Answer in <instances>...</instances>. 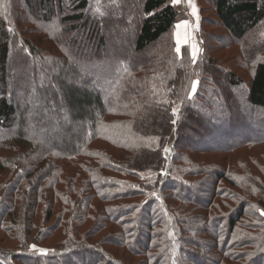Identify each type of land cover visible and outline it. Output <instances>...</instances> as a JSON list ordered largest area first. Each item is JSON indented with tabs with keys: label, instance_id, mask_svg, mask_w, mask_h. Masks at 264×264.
Instances as JSON below:
<instances>
[{
	"label": "trees",
	"instance_id": "trees-1",
	"mask_svg": "<svg viewBox=\"0 0 264 264\" xmlns=\"http://www.w3.org/2000/svg\"><path fill=\"white\" fill-rule=\"evenodd\" d=\"M50 1L30 10L44 44L19 42L41 72L33 93L26 61L18 80L8 77L13 42L0 20V181L8 157L19 167L0 197V264H264V181L211 159L264 158L254 151L264 149V60L253 58L264 50V0H198L196 59L189 44L176 50L183 15L172 0H137L133 37L111 42L89 19L113 2L126 14L132 0H55L60 15ZM252 32L259 47L244 43ZM210 41L239 51L217 68ZM34 241L45 253L28 252Z\"/></svg>",
	"mask_w": 264,
	"mask_h": 264
},
{
	"label": "rangeland",
	"instance_id": "rangeland-1",
	"mask_svg": "<svg viewBox=\"0 0 264 264\" xmlns=\"http://www.w3.org/2000/svg\"><path fill=\"white\" fill-rule=\"evenodd\" d=\"M50 0H47V2L49 3ZM55 0H51V6L53 7V11L55 15H60V13L58 12L57 7H55ZM19 2L21 3V0H0V8H3L4 11H6L4 13V18L5 19H0L1 23L3 24L5 31L7 33V36H9L10 41L13 42L12 43V51H11V55L9 58V69H8V77L9 79H13L16 78L17 80L19 79V66H21V63L23 61H26L25 57H22L21 51L19 52V42L23 45L25 39H34V42H41L42 44H44V41L46 40L45 37V29H42L40 26L36 25L32 20V12L30 10H33L34 8L37 9L38 11L39 9V0H27L26 2H28L29 5H27L28 8L26 9H22V6L19 5ZM113 8H115V11H112L110 13H107L103 16V19H89L90 21V26H95L96 30L99 31L102 35L104 36L106 39L111 38L109 41L111 42L112 40H116L117 38H121V34H129L131 35V37H133L134 34V25L137 21V12L134 11L135 8L137 7V0H132V2L129 3V6L127 8L128 13L126 14H122V12L119 10V5H117V3L113 2ZM130 9V10H129ZM69 8H65V11H68ZM112 14V15H111ZM111 20L112 21V25H109L107 29H103L101 27V25L106 24L107 21ZM102 28V29H101ZM261 30V29H260ZM259 30V31H260ZM8 32H10L8 34ZM209 32H214L216 33V35L218 37H222L224 35L223 30L220 29H214V30H210ZM197 35V32H195V34H188L187 36L181 37V35H177L175 37V41H177L178 39H185L187 38L189 43L186 42H178L177 43V48L176 50L179 51L180 50V46H184L186 44H190V49H191V54L193 55V58L197 57V55L199 54V50L196 49L197 45L195 44V36ZM128 38V37H127ZM69 39V38H68ZM72 39V38H71ZM78 39H82V35H77L75 37V39L73 38V40H77ZM129 39V38H128ZM262 39H264V37H262ZM253 40L255 41V43L258 45V47L260 45H262L263 43H261V37H259V35L256 37L255 33H250L247 35L246 39H244V43L245 44H250L253 43ZM125 41V40H124ZM127 41V40H126ZM125 41V42H126ZM168 40L164 39L162 41H160L159 43H156L154 45H152L151 47H149L146 51H144L140 56H139V61H143L146 59L145 57L150 56L153 52L158 51L159 49H162L163 46H165L166 44H168L167 42ZM95 44H97V40H94ZM108 43V42H107ZM214 41H210L208 44L210 46V50L208 53L209 57H212V60L214 63L218 64L217 68L221 67V66H225L226 61L232 56V51H239V48H232L230 50H224L222 49L219 45H215L213 44ZM33 44V43H32ZM35 45V44H33ZM109 45V44H108ZM258 48H256V51L254 53L253 58H255L256 56L259 57L260 60H264V50H258ZM83 51V50H82ZM127 53L128 56H132L134 55V53L128 51V50H123L120 51L119 54L121 53ZM87 52H85V59L88 62L89 57L86 54ZM195 54V56H194ZM96 55V54H95ZM101 55L96 56L97 59H101L100 57ZM82 65V67H85V70L87 69H95L96 66H92L89 64ZM220 64V65H219ZM29 70V76H27L25 81H27V84L29 85V87H31V91L34 89H38L39 87H41V85L43 84L42 81H33V79L31 78V75H33L34 77H36V75H38L39 73L41 74L40 70L35 67V65L31 62H27L26 65ZM14 70H13V68ZM99 68V66H97ZM27 70V71H28ZM84 71V69H82ZM218 71V69H216ZM219 72V71H218ZM245 81H248V79L250 80L251 76L248 75L247 71L244 70H240L238 72ZM218 79L223 78V76L220 73H217ZM207 80L209 81V77L207 78ZM246 83V82H245ZM247 84V83H246ZM202 87H204L205 89H211L214 90L208 83H203L200 84ZM219 87L217 86V91H219L218 89ZM32 91V93H33ZM207 91V90H206ZM35 94V93H34ZM206 94V93H205ZM206 99H207V94L205 95ZM213 99H207L208 102H211ZM53 115H55L54 111L57 110L55 107L51 108ZM31 110L30 113H35V111ZM62 123L69 125V121L66 117H63L62 119ZM190 122V121H189ZM190 125L193 126L192 122H190ZM194 129H197V126L194 127ZM198 130V129H197ZM169 134V131H168ZM37 135H39V133H37ZM262 150H254V151H258L261 152ZM3 151V150H2ZM249 151H239L236 152L228 157L225 158V156L220 155V156H216L212 157L211 159L215 160V159H220L223 158V161H225L224 163H222V167L233 173L234 175H236V177L239 179L240 177L249 174V175H258L259 179H261L262 181H264V158H259L258 153H248ZM7 152H5L4 154H6ZM3 154V152H2ZM1 154V155H2ZM8 156V155H7ZM4 159L5 156L3 155ZM7 164L10 167L8 173L5 175L6 177H3L2 181H0V197L3 196V192L6 189V187L8 186L9 182L12 181V179L14 178V176L16 175L17 172H19V167L17 165V161L14 158H9L7 160ZM256 164L261 165V167H257ZM206 188V187H205ZM207 192V190H206ZM264 203V193L262 195V199H261ZM260 208V209H259ZM260 211L261 213H264V205H260L257 206V213ZM259 214V213H258ZM262 216H264V214H262ZM3 244L0 245L1 248H6L3 246ZM16 245V244H14ZM33 246H35V249L38 250H42L43 253H45V249L40 248L37 246V242L34 241L30 244L28 252H38L41 253V251H35L33 250ZM14 253H21V251H19V248L17 246V248L14 250ZM42 254V253H41ZM73 260L75 262L78 261V259L73 258ZM3 264H6L3 262ZM11 264H19L17 261L12 260Z\"/></svg>",
	"mask_w": 264,
	"mask_h": 264
},
{
	"label": "crops",
	"instance_id": "crops-1",
	"mask_svg": "<svg viewBox=\"0 0 264 264\" xmlns=\"http://www.w3.org/2000/svg\"><path fill=\"white\" fill-rule=\"evenodd\" d=\"M173 3V2H172ZM191 3L195 5L196 8V15H193L192 7L189 4V0H180L179 4L174 5L178 12L183 15V20L178 22L175 27V37L177 35H181V37L187 36L188 34L192 33L195 34V32L198 33L199 27H200V21L202 20L201 10L202 7L199 4L198 0H191ZM198 16V19H197ZM189 25V27H177V25ZM178 42H186L189 43L188 39H178L176 43ZM187 45V44H186ZM191 43L189 44V46ZM182 46H180L181 48Z\"/></svg>",
	"mask_w": 264,
	"mask_h": 264
},
{
	"label": "snow or ice",
	"instance_id": "snow-or-ice-1",
	"mask_svg": "<svg viewBox=\"0 0 264 264\" xmlns=\"http://www.w3.org/2000/svg\"><path fill=\"white\" fill-rule=\"evenodd\" d=\"M172 2H173L174 5H176V4H179L180 3V0H172ZM189 4L192 7L193 15L195 16L196 15L195 5L191 3V0H189ZM197 19H198V16H197ZM177 27L178 28L179 27H185V28H187V27H189V25H187V24H185V25H177ZM194 56H195V54H194ZM174 115H175V113H174ZM173 122L175 123V121H173ZM165 151H167V149H165ZM262 214H264V213H262ZM33 250H35V251H41V253L43 254L42 250L35 249V246H33Z\"/></svg>",
	"mask_w": 264,
	"mask_h": 264
}]
</instances>
